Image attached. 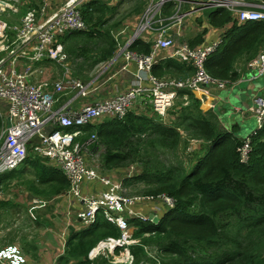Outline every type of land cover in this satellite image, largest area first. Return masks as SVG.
<instances>
[{"label": "trees", "instance_id": "1", "mask_svg": "<svg viewBox=\"0 0 264 264\" xmlns=\"http://www.w3.org/2000/svg\"><path fill=\"white\" fill-rule=\"evenodd\" d=\"M41 1H22L24 15L30 9L40 10ZM146 4L147 0H136L132 11L140 13ZM80 10L86 30L72 32L61 41L68 59L76 60L72 74L88 79L99 64L114 57L117 43L112 31L126 19L113 21L118 7L103 0H91ZM212 10L213 26L234 20L228 11ZM195 39H189L192 47L199 43ZM263 48L264 21L234 26L208 58L207 69L214 77L234 82L240 77V69L244 70ZM132 49L149 53L151 43L138 40ZM42 61L31 63L37 66ZM194 71L187 63L168 60L155 65L153 73L159 77L185 78ZM185 95L187 99L181 98L180 109L174 111L176 121L164 123L150 112L130 110L122 120L85 126L79 138L87 142L97 134L90 151L100 154L103 148L100 159L103 173L139 164L142 173L127 178L128 186L134 181L143 183L145 187L140 193H167L176 199L175 208L163 213L158 224L134 220L139 226L135 237L142 238L141 244L131 246L134 264H264V125L261 129L255 127L258 134L252 137L248 161L243 162L240 149L246 139L239 136L241 126L235 121L230 129L221 128L213 110L203 111L201 101L192 92L181 91V96ZM194 139H200L202 146L189 151ZM182 145L194 157L191 168L182 160L167 163L162 158L163 150L174 154ZM25 164L16 173L7 171L0 175V188L8 189L15 178L25 179L27 173L31 180L25 179L21 184L26 185L29 194L58 197L70 188L63 170L48 158L31 152ZM10 205L0 199V207ZM145 232L154 234L144 237ZM120 233L118 227L99 215L94 225L69 235L59 264H92L89 259L92 248L101 239L119 237ZM29 244L25 249H31L37 258L39 247ZM148 246L158 248L156 257L149 255ZM94 264H108V260L101 257Z\"/></svg>", "mask_w": 264, "mask_h": 264}, {"label": "built area", "instance_id": "2", "mask_svg": "<svg viewBox=\"0 0 264 264\" xmlns=\"http://www.w3.org/2000/svg\"><path fill=\"white\" fill-rule=\"evenodd\" d=\"M8 1L0 0V12L11 8ZM85 1L66 0L54 10L51 0H42L40 10H28L20 24L12 26L0 18V116L5 118L0 126V174L15 170L27 160L30 152L48 158L70 180L69 196L79 204L76 216L83 225L94 224L101 213L122 231L118 238L100 241L89 258L103 256L110 264H133L135 257L128 246L139 240L133 238L129 219L147 217L139 211L140 206L149 205L142 204L144 200L161 203L153 212L160 217L176 206V199L164 193L143 195L144 198L131 196L126 191L124 179L116 181L110 178L113 173L103 176L93 170L84 152L96 142L97 134L82 142L79 138L84 134V127L106 120H122L130 110L150 112L164 122L175 102L183 99L181 91H191L203 101L212 89L226 88L227 81L212 76L207 70L208 57L219 44L192 47L191 37L186 38L184 23L194 21L212 8L231 11L239 25L264 21V5L248 0H148L135 31L129 33L128 26L112 31L117 43L114 57L96 77L89 75L86 81L72 74L61 41L72 32L86 30L80 10ZM155 17L157 26L152 24ZM143 39L151 43L149 53L132 49L135 42ZM164 51L169 54L163 56ZM45 59L63 66V78L52 85L35 83L31 77L34 72L31 62ZM168 60L187 63L195 71L185 78L155 75V65ZM116 62L121 63L119 71L131 78L127 88L117 85L118 88L111 90L108 82L112 76L108 75L107 68ZM249 66L264 72V51ZM62 94H68L70 101L60 105ZM260 95L254 99V104L259 126H262L264 94ZM78 99H83L84 104L73 110L69 104ZM132 168L123 175L130 177ZM97 183L106 189L97 192L93 187ZM14 248L0 250V263L30 264L21 251Z\"/></svg>", "mask_w": 264, "mask_h": 264}, {"label": "rangeland", "instance_id": "3", "mask_svg": "<svg viewBox=\"0 0 264 264\" xmlns=\"http://www.w3.org/2000/svg\"><path fill=\"white\" fill-rule=\"evenodd\" d=\"M22 1L24 0H21L20 2L9 0L8 2L11 3V8L10 9L6 8L5 10L0 12V18L7 21L9 26L20 24L21 19L24 16V13L22 12L23 11L22 9H24V7L21 6ZM28 1L30 0H27L26 3H28ZM121 1L122 3L118 5V13L115 15L113 21L121 17H125L126 21H129L131 20L133 16L137 14L143 15L146 11L145 9L147 7V4L142 8V11L140 13L138 12L137 14H135L132 11V8L133 6L136 5V0L135 1L121 0ZM254 2L258 3L260 6L264 5V0H255ZM139 19H141V16L139 17ZM156 20H157V17H155L153 20V23H152L153 26H157L159 24ZM193 23L194 21L188 22L187 20L184 23L185 25L184 29L186 33L185 35L187 39L191 37V35L193 34V31L195 30ZM197 23L199 24L198 21ZM128 24L130 23H123L121 27L115 29L114 31H117L123 28V26H127ZM129 32H131V30ZM258 56L250 60L249 63H247L248 65L246 64L247 68L251 70L250 73H247V76H249L250 78V74L252 73L254 76L250 78V80L255 81L256 79L257 82H259L257 83V90L252 95V104H253L251 107L252 112L255 111L253 108L254 99H256L258 95L261 96L260 94H264V72H259L256 67L250 68L249 66L250 63H253L258 59ZM82 57L84 58V56ZM79 59H82V58H79ZM69 61H70L71 69L73 71V67H74L76 60L71 58V60ZM78 61H81V60H78ZM105 64H108V63H104V64L97 66L92 72H90L89 75L92 76V78L96 77L98 73L102 71ZM42 69H43V72L39 71L35 73V77H36V80H34L35 83L48 82L52 85L59 79L63 78V71H62L63 66H61L60 64L47 60L46 64L44 65ZM240 71H243V70H240ZM98 77H102V75ZM239 78L237 80H239ZM83 80H86V79L84 78ZM237 80L234 81L233 83L237 82ZM233 86L234 85L230 84V85H227L226 88L219 89V90H222V92H227V93L230 92L234 95L233 106H235V108H239V113H238L239 118L237 119L235 116L232 115V119L234 122L236 121L239 124V127L241 126L240 131H239V136L241 138H246L247 136H250V134L252 133L253 125H254V128L256 127V123H255L256 116L254 115V113L250 114L249 112H247V117L242 116V113L240 112L241 110L240 108H242V106L244 105V102L242 101L238 102L236 100V98L239 99L240 93L234 94V92L238 91V89L233 90V88H235ZM241 88H244V86H242ZM227 98H228V94L224 96V99H223L224 104H227V106L230 109H233L231 105L227 102ZM181 100L182 99L179 98L175 102L174 106L170 109L169 116L164 121L165 123L176 121L175 119H177V117L175 116L177 112H174V111L176 109L177 110L180 109ZM218 104H219L218 107H221L224 105V104L222 105L221 100L220 101L218 100ZM201 109H204V108H201ZM232 112L233 110L230 113ZM4 119L5 118H2L0 116V126L4 124ZM248 122L251 123L252 127L251 125L250 127L247 126ZM0 131H1V128H0ZM201 146L202 144H199L198 146L195 147V149L198 150L197 148H201ZM102 151H103V148L100 150V154L99 153L93 154L91 153L90 149L84 152L85 160L90 165V167L93 170L99 172L101 175L104 174L103 176H107L108 174L111 175L112 174L111 172L117 171V173L110 176V178L116 181L124 179L123 183L125 185L126 191L129 194H132L131 196H142L143 198L146 197V196H143L145 195V193L139 192L141 189L145 187L143 183L139 184V182L134 181V183L130 186L126 184L127 178L138 175L137 173L138 170H135L132 168L130 177L124 176L126 175L128 169H121V170L115 169V170L108 171L106 173L102 172L101 162H100ZM162 158L167 163L173 162L174 160H182L185 163V165L189 168H191V166L193 165L192 163L195 161L194 157L184 148L183 145L174 154L165 152L163 150ZM25 166H26L25 162L20 164L15 170H13V173L20 171L21 169L25 168ZM28 172H31V171H28ZM123 172H124V175H123ZM29 174L30 173H27L24 178L31 180L29 178ZM15 179L16 180L14 181V183L8 189H5L4 187L0 188V199L12 203V205H10L9 208L5 206L0 207V250L2 249L3 245L11 243V242H15V241L19 243H16L13 246L15 247L14 249L21 250V247H23L24 240H27V242L31 241V243L33 244H38L40 248L45 247L46 250L53 257L54 264H59V258L65 255V253L61 254L60 251L64 249L65 247L64 243L68 240V237H69L67 236V230L69 229V223H71L74 220L75 214L77 211V207L74 206L75 201L69 196L70 190H71V184H70V188L67 190V192L64 195H61L58 197L44 198L43 196H36L32 194L35 198L30 199L29 201H26L25 194L28 192V190L26 189L27 187L25 184L23 185L21 184L20 178H15ZM104 189H106V187ZM164 194H167V193H164ZM35 202H37V204H35ZM144 203L149 204L148 206H146L147 210L149 211H153V209H156V207H161V203L158 200H155V201L154 200H144L142 204ZM36 208H40L39 211L42 213V220L40 224L38 222L31 221L32 216H35ZM143 214L147 216L148 212L144 211ZM29 224L31 225V227H28ZM50 227L53 230H51ZM72 227H74V224ZM17 232L20 236L28 235V238L23 239L21 237H14ZM132 234L133 235L135 234L134 230H132ZM41 237H42V240L40 239ZM135 239L139 240L138 242L139 244L142 243L141 238L135 237ZM157 249L158 248L156 247H149V246L146 247V250L151 257H156L155 255L157 254ZM31 264H38V263L33 261Z\"/></svg>", "mask_w": 264, "mask_h": 264}, {"label": "crops", "instance_id": "4", "mask_svg": "<svg viewBox=\"0 0 264 264\" xmlns=\"http://www.w3.org/2000/svg\"><path fill=\"white\" fill-rule=\"evenodd\" d=\"M65 1L66 0H51V8L54 9V10L58 9V7L62 6L65 3ZM89 1H91V0H86L83 4L88 3ZM103 1L108 2L110 6H117V7H118L119 4L122 3L121 0H103ZM212 11L213 10L208 9L201 16H198V18L194 20L193 24H194L195 30L193 31V34L191 35V38L195 39L196 37L199 36L200 40H196L195 39L199 43H197L193 47L205 46V45L213 44V43H217V44H221L222 45L224 40H225V37L228 35V33H230L232 31L234 26H237V23H235V21H234L235 19L231 20L230 22H227L226 24H224V25H222L220 27L213 26L211 24V22H210V16H211V12ZM139 17H140V15L138 14V15L133 16L131 18V20L126 21L127 23H130V24L127 25L128 26V30L129 31L131 30V32H129V33H132L133 31H135V29L137 27V24L140 21ZM197 21L199 22V24L197 23ZM126 22H124V23H126ZM200 23H202V25H200ZM129 27H130V29H129ZM143 40L145 42L150 43V41H146L145 39H143ZM161 54L163 56L168 55L169 51H164ZM44 61H42V64L37 65V66H36V64H31V66L33 67V70H34V73H33V76H32L33 82H35L34 80H36L35 73L38 72V71L43 72L42 68L46 64V61L45 62ZM105 63H107V62H105ZM102 64H104V63H102ZM120 66H121V63L120 62H116L114 65H112L111 68H109V67L107 68L108 75L112 76V79H110V81L108 82V85L110 86L111 90L113 89V87L118 88L117 85H121V86H123L125 88L128 87V84H129L128 81L131 78V76L129 74H125L124 72H120L119 71ZM240 70H243V69H240ZM250 71L251 70H249V68H247V67L245 68V70L240 71L241 75H240L239 80H237V82L232 84V85H234L233 87H235V88H233V90L238 89V91H235L234 94L240 93V96H239L240 100L238 98H236V100L238 102H240V101L244 102V105L242 106V108H240L241 109L240 112L242 113L243 117L244 116L247 117V112H249L250 114L253 113L252 109H251V107L253 105L252 104V95L257 90V83H259V82H257L256 79H255V81L250 80L249 76H247V73H250ZM242 86H244V88H241ZM108 94L110 95V93H106L105 95H108ZM226 94H228L227 102L231 105V107L233 109H230L227 106V104H224L223 99H224V96ZM67 95L68 94H62L58 104L63 105V104H66L68 101H70V96H67ZM232 95L233 94L230 93V92L227 93V92H222V90L215 89V92L211 91L208 94V96H207V98H209V97L213 98V101L211 102L213 107H212L211 110H213V112L218 115V121L220 123L221 128H223V129H230L232 127V125L235 124L233 119H232V115L235 116L237 119L239 118V114H238L239 113V108H235V106H233V104H234V95L233 96ZM212 98H209V100L204 103L203 108L207 109L208 107H210V101L212 100ZM218 100L219 101L221 100L222 101V105L223 104L224 105L221 106V107H218L219 106ZM83 104H84V100L83 99H78L77 101L73 102L72 104H69V107H71L73 110L80 109V107ZM232 110H233V112L230 113ZM236 111H238V112H236ZM243 112H245V113H243ZM250 125H249V127H250ZM251 127H252V125H251ZM254 129L255 128H254V125H253L252 131ZM138 167H139V169H138L137 173H138V175H140L142 173V168L140 166H138ZM111 173L116 174L117 171H113ZM2 174H4V173H2ZM24 180L25 179H21V182H23ZM14 181H13V183H14ZM11 185L9 187H11ZM93 187H94V189L97 192H100V191H102L105 188L100 183L95 184ZM34 198L35 197L32 194L30 196V194L28 192L25 194V200L26 201H29L30 199H34ZM74 206L77 207V209L80 208L79 204L77 203V201H75ZM39 209L40 208H36L35 216H32V220L31 221L38 222L40 224V222L42 220V213L39 211ZM139 209H140V211L142 213H144V211L150 213V212H154V210H155V209H153V211H149V210H147L146 206H142ZM38 223H36V224H38ZM73 224H74V227H72ZM28 227H31V225L29 224ZM89 227L90 226L82 225V223L80 222V220L78 219V217L75 214L74 220L71 223H69V229L67 230V236H69L72 232H79V231L85 230V229H87ZM51 230H53V229L51 228ZM17 234H18V232L15 234L14 237H21L23 239H27L28 238V235L20 236L19 234L18 235ZM153 234H154V232H153ZM40 239L42 240V237ZM66 242L64 243L65 247H66ZM16 243H19V242L15 241V242H11V243L5 244V245L2 246V248H5V247H7L9 245H13V244H16ZM29 243H31V241L27 242V240H24L23 247H21V249L26 254V256L29 258V263L30 264L33 261H35L38 264H54V259L50 255V253L46 250L45 247L40 248L38 244H36L39 247L38 257L37 258L34 257L31 254L32 253L31 249H30V251H27V249H28V247L30 245ZM25 247L27 249H25ZM65 247H64V249H62L60 251L61 254H63L65 252Z\"/></svg>", "mask_w": 264, "mask_h": 264}, {"label": "clouds", "instance_id": "5", "mask_svg": "<svg viewBox=\"0 0 264 264\" xmlns=\"http://www.w3.org/2000/svg\"><path fill=\"white\" fill-rule=\"evenodd\" d=\"M212 9H221V10H224V11H228V12H230L232 15H233V17H234V19H236L235 17V14H233L231 11H229V10H226V9H223V8H212ZM211 9V10H212ZM235 21V23H237V20H234ZM253 22V21H252ZM250 23V22H249ZM247 24V23H246ZM237 26H243V25H239L238 23H237ZM63 45V44H62ZM220 45L221 44H219V46L217 47V49L220 47ZM216 49V50H217ZM215 50V51H216ZM214 51V52H215ZM263 51H264V48H263ZM263 51H260L259 52V55L263 52ZM214 52H212L211 54H210V56L214 53ZM209 56V57H210ZM208 57V58H209ZM259 57V56H258ZM56 63V62H55ZM58 64V63H57ZM208 70V69H207ZM209 72V71H208ZM34 73V72H33ZM210 73V72H209ZM211 74V73H210ZM212 75V74H211ZM33 76V75H32ZM31 76V77H32ZM213 76V75H212ZM254 75L251 73L250 74V78H252ZM217 78V77H216ZM218 79H220V78H218ZM222 80H225V81H227V85H232L233 84V82H231V81H229V80H227V79H222ZM217 90H219V89H217ZM186 91V90H185ZM212 91H214L215 92V89H212ZM191 92V91H190ZM193 95H194V97H196L195 96V94L193 93ZM209 98H212V97H209ZM209 98H207V96H205L204 97V100L202 101L201 99H199V98H197V99H199L200 101H201V106L202 105H204V103L206 102V101H208L209 100ZM183 99H185L184 97H183ZM213 101V98H212V100L210 101V107H208L207 109H202L203 111H209V110H211L212 109V104H211V102ZM201 108H203V106L201 107ZM254 110H255V104H254ZM254 113V115L256 116V121H257V123H258V117H257V114H256V110L253 112ZM256 121H255V123H256ZM264 125V122H263V124H262V126ZM256 126H258V128L257 129H261V127L262 126H259V123H258V125H256ZM257 129H255V130H253L252 131V133L250 134V136H247L245 139H246V143L243 145V147L240 149L241 150V153H242V157H241V160L243 161V162H247L248 161V158H249V153L251 152V142H252V137L255 135H257L258 133H257ZM257 130V131H256ZM182 133H183V131H182ZM193 142H192V144H191V146H190V149H189V151H191V149H192V151H194V150H196L195 149V147L196 146H198L199 144H202V141L200 140V139H194V140H192ZM197 149H200V148H197ZM31 153V152H30ZM30 153H29V155H30ZM140 166L139 164H135V165H133V169H135V170H138L139 169V167L138 166ZM1 175V174H0ZM160 194H162V193H160ZM145 195H151V194H145ZM153 195H158V194H153ZM169 195V194H168ZM170 196V195H169ZM172 197V196H171ZM141 207V206H140ZM175 208V207H174ZM174 208H172V209H174ZM171 210V209H170ZM170 210H168L167 212H169ZM139 211H140V209H139ZM141 212V211H140ZM151 214H154L153 212H150V213H148V215H147V217L146 218H143V217H131L130 219H129V221H128V223H129V229H130V231H132V230H134V232L135 231H137L138 229H139V226H138V224H136L135 222H134V220H139V221H150V222H152V223H156V224H158V222H155V221H153V219H150L149 217H150V215ZM99 215H103V214H101V213H99ZM99 215H98V217H99ZM104 216V215H103ZM154 216H157V215H155L154 214ZM105 217V216H104ZM157 217H159V216H157ZM106 218V217H105ZM107 219V218H106ZM97 220H98V218H97ZM108 220V219H107ZM159 220H160V217H159ZM109 221V220H108ZM97 222V221H96ZM95 222V223H96ZM110 222V221H109ZM94 223V224H95ZM110 223H112V222H110ZM94 224H92V225H94ZM112 224H114V223H112ZM83 225V224H82ZM92 225H90V226H92ZM116 227H118L116 224H114ZM84 226H86V225H84ZM119 228V227H118ZM119 230L121 231V229L119 228ZM121 233H122V231H121ZM121 233H120V236H121ZM151 234H153V232L151 233V232H145V234H144V237H148V236H150ZM119 236V237H120ZM109 237H115V236H109ZM106 238H108V237H106ZM106 238H104V239H106ZM115 238H118V237H115ZM133 238L135 239V234L133 235ZM104 239H101L100 241H102V240H104ZM142 239V238H141ZM99 241V242H100ZM99 242L92 248V250L99 244ZM139 245V243L137 242V243H134V244H131V245H129L128 247H129V249H130V253H131V246H133V245ZM15 244H13V245H9V246H14ZM9 246H7V247H9ZM7 247H5V248H7ZM5 248H2V249H5ZM1 249V250H2ZM91 250V251H92ZM21 251V253H22V255L25 257V258H27L28 260H29V258L26 256V254L22 251V249L20 250ZM90 251V252H91ZM118 252H119V250H117ZM16 253V252H15ZM90 254V253H89ZM132 254V253H131ZM101 257H103V256H100V257H98V258H96V259H94V260H91L90 258V260L93 262L92 264H94V262L97 260V259H99V258H101ZM103 258H105V257H103ZM105 259H107V258H105ZM108 260V264H110L109 263V259H107ZM0 264H2V263H0Z\"/></svg>", "mask_w": 264, "mask_h": 264}, {"label": "water", "instance_id": "6", "mask_svg": "<svg viewBox=\"0 0 264 264\" xmlns=\"http://www.w3.org/2000/svg\"><path fill=\"white\" fill-rule=\"evenodd\" d=\"M9 125H10V119H9ZM149 218L150 219H153V221H155V222H158L159 221V217L154 216V214H151Z\"/></svg>", "mask_w": 264, "mask_h": 264}, {"label": "bare ground", "instance_id": "7", "mask_svg": "<svg viewBox=\"0 0 264 264\" xmlns=\"http://www.w3.org/2000/svg\"><path fill=\"white\" fill-rule=\"evenodd\" d=\"M39 72V71H38ZM81 139V138H80ZM161 219V218H160Z\"/></svg>", "mask_w": 264, "mask_h": 264}]
</instances>
